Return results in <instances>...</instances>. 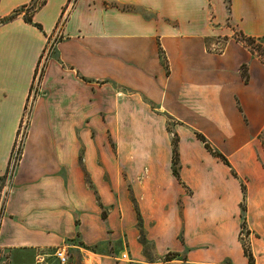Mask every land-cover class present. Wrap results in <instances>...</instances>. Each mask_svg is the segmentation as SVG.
Here are the masks:
<instances>
[{
    "label": "crops",
    "instance_id": "obj_1",
    "mask_svg": "<svg viewBox=\"0 0 264 264\" xmlns=\"http://www.w3.org/2000/svg\"><path fill=\"white\" fill-rule=\"evenodd\" d=\"M31 1L0 0V18L6 17L0 22V57L5 50H12L14 61L8 63L17 67L10 75L0 74V93L27 91L42 44L64 15V38L57 46L44 88L46 93H62L65 106L34 110L0 218V264H8L6 254L13 257L24 251L33 254L34 263L36 254L44 251L47 264H59L53 255L56 247L68 244L72 248L77 239L96 245L120 238L123 227L135 223L133 201L122 185L126 156L107 138L109 130L120 128V122L112 127L104 117L107 93L114 108L117 103L121 106L122 93H139L156 113L178 122L183 183L172 172L168 137L164 156L150 155L146 184L151 192L140 202L143 210L151 203L161 212V216L153 215L159 224L186 226L188 249L179 245L176 250H187V255L166 259L171 250L166 246L145 263L251 264L237 233L193 232L195 225L205 224L200 212L206 209L211 211L210 224L222 228L227 220L236 231L243 198L229 166L207 150L195 131L201 130L209 138L218 131L232 144L242 145V140L234 137V93H243L249 119L246 134L261 131L264 61L237 40L234 32L264 39V0H46L32 21L22 14L10 16ZM220 37L228 40L217 52L214 47ZM244 64L248 82L241 73ZM17 77L19 88L14 89L12 82ZM0 103H6L1 95ZM113 111L121 112L120 108ZM17 121L10 127L14 136L9 141V131L0 119V170L9 163ZM257 123L260 127L256 129ZM248 163L255 167L252 158ZM231 183L236 188L231 189ZM260 183L257 196L250 188L246 195L254 264H264V180ZM160 187L168 188L164 197L155 193ZM180 199L183 219L178 211ZM166 202L172 205L169 214L160 210ZM260 205L262 211L254 213ZM174 237L170 234L161 240L176 241ZM196 242H209V246L198 247ZM92 253L89 257L96 261L88 260L89 264H128L112 255ZM11 264L17 263L13 260Z\"/></svg>",
    "mask_w": 264,
    "mask_h": 264
},
{
    "label": "rangeland",
    "instance_id": "obj_2",
    "mask_svg": "<svg viewBox=\"0 0 264 264\" xmlns=\"http://www.w3.org/2000/svg\"><path fill=\"white\" fill-rule=\"evenodd\" d=\"M45 1L46 0H32L26 5L19 7L10 16H18V14H22L23 18L34 19L35 12ZM65 11L66 7L64 9V12ZM5 19L6 17L4 19L0 18V21H5ZM65 21L66 17L62 15L59 18L53 33L51 35H47L45 38L37 57L31 83L25 92L26 95L25 93H0L6 102L4 105L0 103V119L3 121V127H6L9 131V136L7 135L9 141L14 136V131L13 129L10 131V127L16 119H18L17 137L12 149L9 163L0 170V218L2 216L4 200L7 189L11 183V178L23 156L24 146L34 120V110L38 106H40L39 109L41 110L46 108V106L49 107L56 104L59 106H65V98L62 93H46L44 88L45 77L49 71L50 64L53 58L57 55V46L64 38L63 29ZM234 37L240 41L246 38V36L237 30L234 32ZM227 40L228 37L218 38V45L215 46L214 49L217 52H221L225 47ZM244 45L247 48L250 47L249 50L253 49L256 56L264 61V39H256V41L250 42L249 47L246 44ZM13 59L14 52L12 50H5L4 57H0V74L4 73V76L10 75V72L13 70L17 72V67L15 65L12 67L8 63V61H12ZM246 72L247 67L243 68V66H241V73ZM17 75L22 77L21 73ZM19 80L20 79L18 77L13 79L12 85L14 86V89L19 88ZM107 94L105 95L108 96ZM242 94L243 93H234L233 118L235 127L234 137L241 139L243 144L240 146L232 144V140L230 138H223V135L218 131L212 132L211 135L213 138L207 137L215 148L223 152L228 157L232 166L229 167V171L233 177L237 179L236 183L239 188L242 190V185H245L246 190L245 193H243V198L240 203V224L236 231H234L232 222H227V220H225L224 223L226 224L222 228L219 225L214 226L208 222L209 213L211 211L206 209L200 212L204 215L203 218L205 220V224L202 225L203 221H201V224L194 226L193 232L196 235H211L218 233L223 234L224 236L237 233L241 238L243 247L251 249L248 240V234L251 232V228L249 220H247L249 218V214L247 213L249 209L246 195L248 189L250 188L254 190V193L257 196L256 189L258 185H261L260 182L264 180V150L258 137L260 132L263 130L264 125L259 133L251 136L246 134V126L249 123V119L243 106ZM106 96L104 98L106 107L104 114L105 119L111 123L112 127L115 122H120V128L117 127L116 130L113 128L109 130L107 138L115 149L116 146L119 145L121 152L126 156V159L123 160L122 167V185L123 188L129 191V196L133 201L137 218L135 219V223L133 225L123 227V232L120 238L110 239L109 241L97 243L96 245H87L82 240L77 239L76 242H73L74 246L70 248V264H89L88 260L96 261V259L89 257L90 255H93L92 252L112 255L116 257L117 261L122 260V254L124 252H128L131 260H126L124 262L128 264H146V260L152 259L153 255H156L158 249H165L166 246L171 249L169 253H166V259H168L167 256L169 255H174L177 259H183L187 255V250L184 252H177L176 248L179 245L185 246L187 243L188 234L186 226H184V224L176 227L173 225L159 224L158 219L155 217L157 215L161 216V212L154 209L151 203H148L146 209L143 210L140 202V199L143 201L144 197H147V194H149L148 192H151L150 187L146 184V180L148 179L146 178L147 168H149L151 164L150 155L151 153H154L159 155V157H163L168 137H170V148L172 150L173 139H175L176 136L175 133L179 135L176 130L178 122L170 115H164L161 114V112L156 113L157 110L151 108L149 106V101L145 97H140L139 93L132 94V96L122 93L120 102L121 106L118 107L119 103H117L115 108L113 98H106ZM23 98L25 99L23 100ZM113 108L116 111L120 108V114L114 113ZM114 116L117 118L114 119ZM162 116L166 119L165 126L162 124ZM258 127H260V123H257L256 129ZM201 132L204 133L203 131ZM2 134L4 135V132H2ZM179 139L181 140L180 135ZM156 142L159 143L158 146H153L152 144ZM130 155L131 157L129 158ZM249 158L254 160L255 167H253L254 165H249ZM232 169L236 172V175L233 174ZM245 169H249V171H246ZM230 187L231 189H234L235 186L231 183ZM167 190V187H160L158 191H155V193H157L159 197H164L167 194ZM186 190L190 193L189 188H186ZM178 204L180 207L178 209L179 215L183 219V200L180 199ZM171 206L170 202H166L164 207L160 208V210L165 214H169L172 210ZM243 207L245 210H243ZM262 208L263 206L260 205L253 211L254 213H257L262 211ZM103 214L107 215V211L105 210ZM153 215L156 216L153 217ZM244 218H246L245 224H243ZM243 225L244 228H242ZM170 234L175 235L174 239L176 238V241L167 242L161 240L168 237ZM194 244H198V247L202 248L209 246V242H196ZM221 244L225 245L226 243L221 242ZM185 249H188L187 246H185ZM1 255L2 253H0V256ZM6 255L9 257L8 264H11L13 260H15L17 264H35L33 254L27 251H24L19 256L14 255L13 257H10L12 256L11 253Z\"/></svg>",
    "mask_w": 264,
    "mask_h": 264
},
{
    "label": "trees",
    "instance_id": "obj_3",
    "mask_svg": "<svg viewBox=\"0 0 264 264\" xmlns=\"http://www.w3.org/2000/svg\"><path fill=\"white\" fill-rule=\"evenodd\" d=\"M28 20L32 21V18H29ZM0 22H2V21H0ZM241 41L249 47L250 42L256 41V38L247 36L244 40H241ZM250 50H251V52H253L255 54V51L253 49H250ZM244 67H247V66L244 64L243 68ZM242 76H243L245 82H248V80H249L248 73L247 72L246 73H242ZM195 133H196L197 137L204 143V145L207 148V150L209 152H211V154H213L214 156H216L219 159H221L229 167H232L228 157L223 152H221L220 150L215 148L211 144V142L209 141V139L207 138V136L204 133H202L201 131H198V130H196ZM175 135L176 136H175V139H173V148H172V172H173L174 176L180 182L183 183V181L181 179V174H180V152H179V140L180 139H179V135L177 133H175ZM258 137H259V139L261 141V145H262V147L264 149V128L260 132ZM232 172H233L234 175H236V172H234L233 169H232ZM245 190H246V188H245V185L243 184L242 185L243 193H245ZM243 210H245L244 207H243ZM245 219L246 218H244V223L243 224H245ZM242 228H244V225L242 226ZM244 250H245L246 255L249 257L250 263L254 264V257H253L251 249L248 248V247H244ZM167 258L168 259H173L175 257H174V255H169V256H167Z\"/></svg>",
    "mask_w": 264,
    "mask_h": 264
},
{
    "label": "built area",
    "instance_id": "obj_4",
    "mask_svg": "<svg viewBox=\"0 0 264 264\" xmlns=\"http://www.w3.org/2000/svg\"><path fill=\"white\" fill-rule=\"evenodd\" d=\"M47 253L39 251L35 256V264H47ZM53 255L59 261V264H68L70 260V246L68 244L60 245L53 251ZM123 260H129L130 255L128 252L122 254Z\"/></svg>",
    "mask_w": 264,
    "mask_h": 264
}]
</instances>
